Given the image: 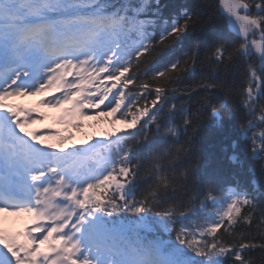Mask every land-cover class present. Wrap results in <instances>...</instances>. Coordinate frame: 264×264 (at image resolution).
I'll return each mask as SVG.
<instances>
[{"label": "snow or ice", "instance_id": "6c2138e0", "mask_svg": "<svg viewBox=\"0 0 264 264\" xmlns=\"http://www.w3.org/2000/svg\"><path fill=\"white\" fill-rule=\"evenodd\" d=\"M53 92L128 128L64 148L7 103ZM237 112L228 169L199 160L201 118ZM0 213L33 218L0 264H264V0H0Z\"/></svg>", "mask_w": 264, "mask_h": 264}, {"label": "trees", "instance_id": "16d2710c", "mask_svg": "<svg viewBox=\"0 0 264 264\" xmlns=\"http://www.w3.org/2000/svg\"><path fill=\"white\" fill-rule=\"evenodd\" d=\"M164 2L174 5L188 2H201L213 5L215 4V0H164ZM189 43L190 41H185L184 45L173 46L172 51L169 53V58H179L180 56H182L183 53L188 50ZM199 71L200 70L198 69L197 76L195 77L196 79L199 78ZM243 71L244 67L241 64L229 68L227 70V75L237 76L238 74H242ZM223 74L224 73H222V75ZM132 87L134 86H130V88ZM218 95L221 98V102H223L224 94L219 93ZM175 102L178 104V106L185 108L195 103V101H188L187 98H185L184 100H176ZM242 122V114L237 112L232 118H229L226 115L223 126L216 127V121L211 117L210 114L206 113L201 118L199 125L200 128L203 129V132L201 134V139L198 144V159L202 160L211 167L220 166L227 170L228 162L226 160L224 150H229L230 152V145L233 141H237L238 143L243 142V138L240 136V124ZM95 135L99 137V139H103V135L105 134L103 132H96ZM124 215L128 216L130 219L132 218L131 213H124ZM254 255L259 257L258 253H254Z\"/></svg>", "mask_w": 264, "mask_h": 264}, {"label": "bare ground", "instance_id": "6f19581e", "mask_svg": "<svg viewBox=\"0 0 264 264\" xmlns=\"http://www.w3.org/2000/svg\"><path fill=\"white\" fill-rule=\"evenodd\" d=\"M12 215H8L7 213H0V225L6 228H10L12 224Z\"/></svg>", "mask_w": 264, "mask_h": 264}, {"label": "rangeland", "instance_id": "374dc122", "mask_svg": "<svg viewBox=\"0 0 264 264\" xmlns=\"http://www.w3.org/2000/svg\"><path fill=\"white\" fill-rule=\"evenodd\" d=\"M63 113L64 112H61V113H59L58 114V117L60 118L62 115H63ZM91 121V120H90ZM120 124H121V126L122 127H124V128H127L128 127V125L127 124H124V123H122V122H120ZM39 128H43V126H41V127H39ZM91 129V127L90 128H82V131L80 132V135H82L83 133L85 134V131H89ZM88 133V132H87Z\"/></svg>", "mask_w": 264, "mask_h": 264}]
</instances>
